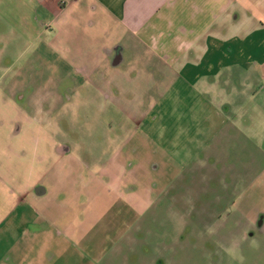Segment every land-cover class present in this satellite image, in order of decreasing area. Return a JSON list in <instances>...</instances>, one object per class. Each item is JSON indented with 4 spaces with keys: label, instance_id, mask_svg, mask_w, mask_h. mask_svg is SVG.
Instances as JSON below:
<instances>
[{
    "label": "crops",
    "instance_id": "0c3cea01",
    "mask_svg": "<svg viewBox=\"0 0 264 264\" xmlns=\"http://www.w3.org/2000/svg\"><path fill=\"white\" fill-rule=\"evenodd\" d=\"M0 26V44L31 42L21 54L39 65L0 90V264H65L62 249L99 263L166 196L176 156L198 171L257 170L264 0H0ZM138 104L134 129L60 124H108ZM157 105L196 110L197 130H143ZM239 199L263 231L264 176Z\"/></svg>",
    "mask_w": 264,
    "mask_h": 264
},
{
    "label": "rangeland",
    "instance_id": "374dc122",
    "mask_svg": "<svg viewBox=\"0 0 264 264\" xmlns=\"http://www.w3.org/2000/svg\"><path fill=\"white\" fill-rule=\"evenodd\" d=\"M10 35L4 39L3 46L0 44V90L11 83L12 77L23 80L24 71L28 73L30 66H39L30 53L21 54L23 47H29L31 42L24 41L19 48H11L14 37ZM172 77L169 74V79ZM151 93L157 95L158 91ZM0 101H3L1 96ZM122 109L128 113V117L116 113V117L109 118L110 125L93 120L60 124L64 130L79 134L98 131L100 135L101 130L106 131L109 127L116 132L129 125L131 118H139L142 108L138 104ZM195 111L186 106L157 105L151 108V117L140 127L149 130V124L157 119V123L162 121L168 126L167 131L194 133L197 127H192L191 118ZM123 118H127L126 123ZM135 126L131 123L130 128L134 129ZM175 159V166L179 169L166 196L148 206L145 215L129 235L121 239L117 247L97 264H264V230L253 226L251 220L242 214L239 199L252 179L257 175L264 176V155L260 154L258 164L254 165V168L258 166L257 170L242 171L244 178L238 182L236 173L242 172L198 171L194 170V164L184 161L188 156H176ZM99 161H107V156L99 155ZM170 196L181 200L180 203L172 204ZM72 257L80 258L81 253L62 249L63 263L73 264ZM82 257V264H93L85 259L86 252L82 253Z\"/></svg>",
    "mask_w": 264,
    "mask_h": 264
}]
</instances>
